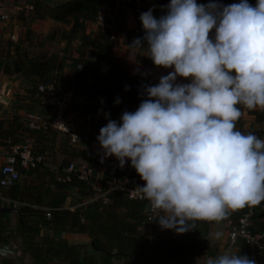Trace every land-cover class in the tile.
I'll return each instance as SVG.
<instances>
[{
  "label": "clouds",
  "instance_id": "1",
  "mask_svg": "<svg viewBox=\"0 0 264 264\" xmlns=\"http://www.w3.org/2000/svg\"><path fill=\"white\" fill-rule=\"evenodd\" d=\"M140 21L144 36L129 49H144L155 66L174 71L145 87L148 98L122 123L109 119L100 129L104 157L121 167L131 161L145 182L136 191L146 210L177 235L264 202V139L236 130L239 106L264 109V0H171L166 15L156 19L149 9ZM206 264L257 262L225 252Z\"/></svg>",
  "mask_w": 264,
  "mask_h": 264
},
{
  "label": "trees",
  "instance_id": "2",
  "mask_svg": "<svg viewBox=\"0 0 264 264\" xmlns=\"http://www.w3.org/2000/svg\"><path fill=\"white\" fill-rule=\"evenodd\" d=\"M113 2L114 0H23L15 17L18 22L23 23L27 14L30 20L49 18L56 27L48 35L47 41L38 42L32 49H28L32 36L29 29L25 30L22 39L3 42L0 45V73L6 76L20 75L31 87L46 83L52 78L50 75L53 76L57 72V57L55 54L47 56L43 49L54 42L55 49L63 44V49L66 50L75 43L76 37L84 34L87 23H95L103 5H112ZM134 2L135 0H127L123 3L132 11ZM215 2L227 6L239 3L240 0ZM256 2L257 0H248L253 6ZM166 5H169V0L140 3L138 14L134 17L136 29L144 34L141 14L152 9L153 16L159 19L165 15ZM114 31V21L107 23L105 20L104 23L97 24L93 37L84 39L77 46L76 58L70 60L69 81L74 90V102L70 106H78L80 113L85 111L89 115L97 108L101 111L102 121L96 123L88 119L97 129V134L89 138L78 135L79 143L84 146L83 151L67 148V160H62L54 175L47 173V184L52 187V191L45 204L46 212L32 209L33 206H39V198L33 194L26 205L18 201L17 185L9 188L7 195H1L9 202L7 206L0 208H8L9 211L0 215V245L13 246L22 257L27 258L28 264H193L195 258L205 253L209 223L221 224L225 220L235 223L243 215H247L246 231L251 235H263L260 241L264 245V222L261 221L263 217L257 215L256 206H246L230 212L223 221H196L197 228L182 235H177L174 230L161 229L158 222L153 221L157 214L147 222L144 214L146 204L129 200L117 191L105 195L106 203L98 198L71 212L62 208L70 191L79 199L92 198L94 195L90 185L77 179L76 172L64 173L63 170L70 164L74 165L72 161L85 162L89 168H94L95 165L106 166L109 157L100 158L97 162L88 160L89 146L99 144L97 137L100 129L108 123L105 119L117 117V122L122 123V114L126 111L135 112L141 102L148 98L144 94V88L154 85L139 76H129L124 62L112 55ZM146 46L147 43L143 44L144 48ZM60 83H63V80ZM27 94L25 101H36L37 95L30 86ZM79 96L92 99L91 103L93 101L94 104L83 105L75 98ZM117 98L120 100L119 104L116 103ZM246 114L251 116L256 124L264 122V109H247ZM16 127L12 130H0V146L3 149H6V140H10L11 144L18 143L14 135L20 124L16 123ZM236 130L264 139V131L244 129L240 120L236 122ZM26 131L34 132L28 129ZM130 175L136 179L137 186L144 185L145 182L133 167ZM44 191H47L46 188ZM14 203L17 207L13 206ZM46 213L48 217H45ZM40 228L79 234L86 238L88 245L69 246L59 238L39 237ZM230 254L246 255L257 264H264V248H250L241 239L234 241ZM0 264H18V261L15 259L11 262L1 258Z\"/></svg>",
  "mask_w": 264,
  "mask_h": 264
},
{
  "label": "crops",
  "instance_id": "3",
  "mask_svg": "<svg viewBox=\"0 0 264 264\" xmlns=\"http://www.w3.org/2000/svg\"><path fill=\"white\" fill-rule=\"evenodd\" d=\"M23 0H0V15L6 13L9 16V25L5 27L4 22H0V45L9 41H18L23 38V33L26 29H29L32 33L30 38L31 46L28 49H32L34 46L38 45L40 41H47L48 34L56 27V24L49 19L44 18L43 20H30L26 14L23 23L16 20V13L22 6ZM138 3L148 2L149 0H136ZM171 0H169L170 4ZM212 2H203L202 0H197V4L207 5ZM167 9V5H166ZM167 14V10L165 15ZM3 15V14H2ZM105 18L107 23L114 21L115 31L113 34V44H112V55L120 60H122L127 68V74L129 76H139L148 80V82L157 85L159 80L163 76H167L174 69H165L162 67H157L154 65L153 61L147 56V52L144 49L133 50L129 49L128 45L132 43V31L135 29V22L132 17L131 11L126 8L125 3L113 2L112 5H106ZM97 29V24L87 23L86 29L83 35L76 37L75 43L70 45L66 50L63 49V44L57 49L54 48V42L51 45L45 44V50L47 56L55 54L57 57L56 67L57 72L50 75L51 77H57L61 80H69L71 78L70 73V60L76 58L77 56V46L86 38L91 39L95 34ZM214 35V30H213ZM147 48V46H146ZM49 51V52H48ZM63 70V72H62ZM62 72V73H61ZM177 83L187 84L190 83L189 80L177 77ZM30 84H27V80H23L20 75L6 76L0 73V130L4 129H16V123L20 124V128L17 129L15 133V140L18 143L27 142L31 147L33 154H37L43 157L42 165L38 166L36 170H20V179L16 184L19 187V195L17 196L18 201L23 205H26L30 199L31 194L37 196L39 199V206H33L32 209L36 211L46 212L47 208L45 206L49 193L52 191V187L47 184L49 177L47 173L55 174L57 168L61 165L62 160H67L65 156V151L67 148H74L77 151H83L84 146L80 143L77 145H70L67 138L59 133L49 132H29L26 131L23 115L26 111H22L21 108L14 106L16 102L15 96L23 98L21 103H26L25 100L28 97L27 90ZM23 96V97H22ZM81 99V100H80ZM83 105H89L91 103L90 99L83 98L79 96L78 99ZM74 102V101H73ZM72 102V103H73ZM17 103V102H16ZM28 103H34L30 100ZM91 104H94L93 101ZM76 106V105H75ZM241 107L242 116L240 117V124L244 129L249 130H262L264 131V122L262 124H256L253 118L246 114V108ZM21 109V110H20ZM257 110H260L257 108ZM65 119L67 123L74 132L82 137H91L97 134V129L92 126V123L88 119L98 123L102 121L101 111L97 108L91 115L87 114L85 111H78V106L73 108L68 106L65 112ZM106 122V121H105ZM16 127V128H15ZM4 149L0 146V165L3 162L5 155ZM88 160L91 162H97L100 158L104 157L103 150L99 144H92L89 146ZM74 166L86 165L85 162L72 161ZM87 166V165H86ZM92 168V167H91ZM103 165H95L92 168L93 176L96 179H101L104 175ZM39 188V189H38ZM46 188V192L44 191ZM1 189V188H0ZM1 191V190H0ZM39 195H36V194ZM0 192V207L8 204V200L4 197L2 198ZM94 198H77L73 191L68 192L65 198L62 208L68 211H73L75 208L84 206L92 202ZM7 203V204H6ZM257 215L263 217L261 221L264 222V202L256 206ZM225 220L221 224L211 222L207 226V243L205 246L204 255L195 258L193 264H206L208 258L215 259L219 255H223L228 249L229 254L232 250V245L227 241L226 230H225ZM222 233L219 239L215 238V233ZM54 237L64 240L69 246L76 245H88V241L85 237L70 233V232H54L51 229L40 228L39 237ZM8 246V245H6ZM10 249L14 250L15 253L0 257L13 262L15 259L18 264H28L27 258L22 257L19 252L13 246H8Z\"/></svg>",
  "mask_w": 264,
  "mask_h": 264
},
{
  "label": "built area",
  "instance_id": "4",
  "mask_svg": "<svg viewBox=\"0 0 264 264\" xmlns=\"http://www.w3.org/2000/svg\"><path fill=\"white\" fill-rule=\"evenodd\" d=\"M114 1L121 3L127 0ZM105 10L106 5H103L96 16V24H102L106 20ZM138 11L139 3L135 0L134 8L131 11L134 22V17L138 14ZM5 19V15H0V20L4 21ZM143 36L144 34H141L135 26V29L132 31V39L142 38ZM143 44H146V42H143ZM70 86L71 82L69 80H64L63 83H60L55 77L50 78L44 84L30 86L36 93L37 99L48 107L49 112L38 110V101H33L35 108L26 111L23 115L26 129L42 133H59L68 138V143L70 145H77L79 143L78 134L72 130L70 124L65 120V112L68 108L71 96ZM4 144L6 146V149L4 148L6 154L0 165V188L9 189L18 183L20 179V170L36 169L38 166L42 165L43 157L34 155L27 142L11 144L10 140H6ZM130 170L131 166L129 162L126 163L124 167H121L116 157H109L104 168V175L101 179H96L93 176L92 169L86 165H80L76 168L74 165L70 164L63 172H76V177L79 181L90 185L94 193V200L100 198L103 203H106L107 199L105 195L111 191H117L124 194L129 200L144 202L148 208L149 202L145 199H141L140 194L136 191V179L130 175ZM102 189H104V192H102ZM144 214L146 221L149 222L157 213L146 210ZM48 216L49 215L46 213L45 217ZM247 225V215H243L235 223L227 220L225 222L227 241L233 244L236 239H241L246 245L250 246V248H256L257 250L263 249L264 245L260 241L263 235L249 234L246 231ZM226 252L229 253L228 249Z\"/></svg>",
  "mask_w": 264,
  "mask_h": 264
},
{
  "label": "rangeland",
  "instance_id": "5",
  "mask_svg": "<svg viewBox=\"0 0 264 264\" xmlns=\"http://www.w3.org/2000/svg\"><path fill=\"white\" fill-rule=\"evenodd\" d=\"M121 3H123V2H121ZM3 15H5L6 16V19L4 20V21H2V20H0V22H4L5 24L4 25H6L5 27H8V25H9V16L6 14V13H2ZM1 14V15H2ZM50 33V32H49ZM49 35V34H48ZM61 46V45H60ZM59 47V46H58ZM54 48H55V46H54ZM78 48V47H77ZM76 48V49H77ZM49 52V51H48ZM62 72H63V70H62ZM61 72V73H62ZM60 81H62L61 80V78L59 79ZM65 80H66V78H65ZM67 81V80H66ZM69 84V83H68ZM73 84L71 83V86H70V88H71V96H70V101H69V104H68V106L70 107V104H72V102H73V99H72V97H73ZM23 97V96H22ZM75 98H77V99H79L78 97H75ZM22 99L23 98H19V96H15V101L17 102H15L14 103V106L15 107H17V108H21L22 109V111H28V110H32L33 108H35V105L33 104V103H28L27 101H25L26 103H21V101H22ZM38 102H37V105H38V107H39V109L38 110H42V111H45V112H49V109H48V107H46L45 106V104H43L41 101H39V99H36ZM81 100V99H80ZM20 109V110H21ZM110 120H115V121H117V117H112ZM105 121L107 122L108 121V119H105ZM79 144V143H78ZM129 163H130V166H131V161H129ZM132 167V166H131ZM1 191V195H7V193H8V191H9V189H0ZM7 204V203H6ZM7 206V205H6ZM13 206H16V204L14 203L13 204ZM17 207V206H16Z\"/></svg>",
  "mask_w": 264,
  "mask_h": 264
},
{
  "label": "water",
  "instance_id": "6",
  "mask_svg": "<svg viewBox=\"0 0 264 264\" xmlns=\"http://www.w3.org/2000/svg\"><path fill=\"white\" fill-rule=\"evenodd\" d=\"M8 211H9L8 208H0V215L7 213ZM13 253H15V251L10 249L8 246L0 245V257H4L6 255L13 254Z\"/></svg>",
  "mask_w": 264,
  "mask_h": 264
}]
</instances>
